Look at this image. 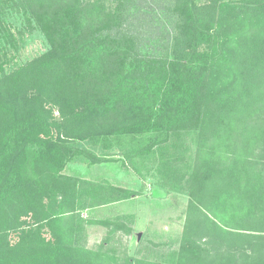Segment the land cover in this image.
I'll return each mask as SVG.
<instances>
[{
    "label": "trees",
    "instance_id": "1",
    "mask_svg": "<svg viewBox=\"0 0 264 264\" xmlns=\"http://www.w3.org/2000/svg\"><path fill=\"white\" fill-rule=\"evenodd\" d=\"M23 1L50 49L0 63V264H114L84 246L79 211L136 194L87 204L66 167L102 161L82 141L127 136L143 158L182 133L197 148L175 264H264V0H175L163 51L134 28V0Z\"/></svg>",
    "mask_w": 264,
    "mask_h": 264
},
{
    "label": "rangeland",
    "instance_id": "2",
    "mask_svg": "<svg viewBox=\"0 0 264 264\" xmlns=\"http://www.w3.org/2000/svg\"><path fill=\"white\" fill-rule=\"evenodd\" d=\"M104 1L107 8L115 7L113 0ZM174 1L134 0L132 4L131 22L145 45L153 50H166L172 43L177 29V18L172 12ZM27 17L23 0H0V63L7 71L50 49L43 33ZM196 139L194 133H182L143 158L129 155L135 141H129L127 136L117 140L119 143L115 140L111 149L102 143L82 141L81 147L102 161L92 163L87 157H77L64 174L84 182L85 203L100 197L109 201L112 192L108 187L136 194L127 199L134 201L81 209L84 246L101 249L114 264H135L138 260L175 264L190 201L187 180L195 163ZM100 208L104 209L91 216V209Z\"/></svg>",
    "mask_w": 264,
    "mask_h": 264
},
{
    "label": "crops",
    "instance_id": "3",
    "mask_svg": "<svg viewBox=\"0 0 264 264\" xmlns=\"http://www.w3.org/2000/svg\"><path fill=\"white\" fill-rule=\"evenodd\" d=\"M130 201H134L133 199H131V200H127V201H124V202H130ZM104 208H100V210H95V209H91V211H90V213H91V216H93L96 212H98L99 213V211H102ZM125 214H128L127 212H124ZM131 214H133V213H131ZM139 214H137V216H138Z\"/></svg>",
    "mask_w": 264,
    "mask_h": 264
}]
</instances>
